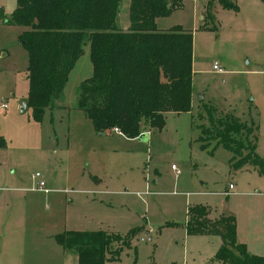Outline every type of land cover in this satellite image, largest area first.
Returning a JSON list of instances; mask_svg holds the SVG:
<instances>
[{
	"label": "rangeland",
	"instance_id": "rangeland-1",
	"mask_svg": "<svg viewBox=\"0 0 264 264\" xmlns=\"http://www.w3.org/2000/svg\"><path fill=\"white\" fill-rule=\"evenodd\" d=\"M231 1L237 11L223 9L216 0H184L182 9L158 21L160 30L181 25L193 35L194 97L190 112L168 115L161 130L151 131L143 125V132L151 131L148 141L143 139L121 147L112 136L103 135L89 152L62 151L60 163L50 137L53 132H67L68 128L71 133L72 125L74 132L83 130L76 124L83 113L75 109L78 87L92 75L89 45L86 42L83 45V54L58 100L66 107L65 112L57 114L59 119L52 126L48 118L37 123L31 108L20 112L28 92V56L20 41L24 28L6 24L17 2L0 0V137L5 143L0 148V220L4 222V235L23 231L27 236L26 244L14 256L2 249L0 243V264H77L75 252L65 254L53 241L33 245L30 232L40 227L42 230L53 204L60 205L64 215L69 200H80V204L86 197L111 203L113 215L109 218L99 215L97 230L118 235L138 231L126 249L122 242L113 243L112 249L118 252L108 256L115 258L108 264H222L214 258L220 246L218 237L187 236L184 230L188 210L204 206L228 214L236 209L235 202L242 198L229 201L222 194L229 183H234L239 192L250 189L264 192V187L252 186L257 179L255 174H239L230 168L232 154L228 150L213 144L201 149L197 142L198 126L208 125L203 110L206 104L218 111L214 116L229 114L253 124L258 135L256 150L264 153V6ZM120 8L118 25L124 27L127 0H123ZM207 13L212 17H206ZM214 62L219 63L223 72L212 70ZM3 104L7 105L6 110ZM83 171L103 181L100 188L103 194L80 193L88 187L72 182L55 184L52 188L63 192L50 194V201H44L41 194L28 192L35 185L31 177L36 173L46 183L48 176L54 180L64 172L70 178L76 175L79 180ZM10 177L15 183L10 182ZM12 193L19 199L10 200ZM23 196L28 200L35 197L36 208L21 203ZM258 204L262 206L260 211L264 210V198ZM219 217L215 212L209 215L210 219ZM148 238L150 242L146 241ZM250 244L247 249L250 254L264 256L263 233L251 236ZM233 251L236 253L238 249L235 247Z\"/></svg>",
	"mask_w": 264,
	"mask_h": 264
},
{
	"label": "trees",
	"instance_id": "trees-1",
	"mask_svg": "<svg viewBox=\"0 0 264 264\" xmlns=\"http://www.w3.org/2000/svg\"><path fill=\"white\" fill-rule=\"evenodd\" d=\"M264 2V0H262ZM7 25L24 28L20 41L27 52V107L37 123L60 96L69 74L89 45L92 75L78 87L76 108L98 134L116 129L129 139L142 138L143 125L161 130L166 113H187L192 103L193 35L177 25L159 31L156 20L183 7V0H127L126 25L120 27L123 0H16ZM237 11L231 0H216ZM127 8V7H126ZM210 10L208 9V12ZM212 17L210 13L206 17ZM208 125L198 126L201 149L213 144L228 150L230 168L256 169L264 176V160L255 152L257 129L204 104ZM201 115H198V119ZM5 143L0 137V148ZM187 235H216L221 239L215 259L222 264H264L236 240L232 216L209 218L204 206L188 210ZM136 230L126 235L64 232L54 236L64 250L77 255V264H108L113 243L128 248ZM233 246V247H232ZM238 249L236 253L233 248Z\"/></svg>",
	"mask_w": 264,
	"mask_h": 264
},
{
	"label": "crops",
	"instance_id": "crops-1",
	"mask_svg": "<svg viewBox=\"0 0 264 264\" xmlns=\"http://www.w3.org/2000/svg\"><path fill=\"white\" fill-rule=\"evenodd\" d=\"M236 1L237 0H234L235 3H237ZM239 1L241 2L245 1L258 8H262V6H264V4L261 3L260 0H239ZM159 19L156 20V26L158 24ZM157 29L159 31H166V30H160L158 26H157ZM193 97H194V91L192 93V101H193ZM59 98L60 96L54 101L51 108H48L45 110V113L43 115L42 121L45 120V118H48V122L50 126L54 125L58 121L59 117H57V114H59L60 112H65L66 110V107L62 103H59L58 101ZM75 110H79V109L76 108ZM79 111L82 112L81 110ZM170 114L175 115V113H166L164 115L165 119ZM67 115L70 117L69 113H67ZM60 117L63 118L62 115ZM42 121L40 123H42ZM76 124H78L79 128L83 130L74 132V127L71 124L73 128V130H71V133L69 132V128H68L67 132H64L61 134L57 132H53L51 134L50 139L52 138L53 140L52 145L57 150L56 154H57V157L59 158L60 163L62 162V151H64L65 153H68L69 151L72 152V150L81 149V150H85L86 152H89V150L92 149L94 143L96 144L98 143V137L100 136H103V135L112 136L115 144L121 147L122 146L128 147L129 146L128 144H131L133 142L140 143L141 141H143V139L148 141V135L153 130L151 129V131L143 132V134H145L144 137L135 138V139L126 138L119 132H115L113 130H110L109 132H105L103 134H98L95 132L90 120L87 119L84 113L81 118L79 117V121H77ZM255 152L259 157H261L264 160V153L259 152L258 149L256 150V147H255ZM236 172L239 174H242L243 172L255 174L257 176V179H254V184L252 186L253 187L254 186L264 187V176L259 175L256 169L246 168V169H242ZM31 178L32 180L36 182H35L34 187L30 188L28 192H32L35 194H41V196H44V201H50L51 199L50 194L60 193L62 191L60 188H52V187L55 184H62L63 182H65L66 185H68L70 182L75 183V184H85L88 187V189L80 192L83 194L97 195V194L104 193L102 190H100V188L103 186V181H101V179H99L97 175H94L91 172L86 174L83 171L82 176H80L79 180L76 179V175H73L72 178H70V175H68L66 172L60 173V176L58 178H55L56 180L55 179L52 180V178L48 176L47 182L46 183L44 182L45 183L44 189L46 191L38 190L37 180L34 179L33 176ZM10 182L15 183L14 179L11 177H10ZM47 184L50 185L49 189L46 188ZM229 184L233 185V193L225 197H227L229 201L235 197L242 198L235 202L236 204H238L237 208L232 211L229 210L228 214H220L211 209H208V208L207 209L209 210V215L215 212L219 216L234 217L235 224H236V240L238 243L245 245L246 249H248L249 247H251V244H250L251 236H255V233L264 234V210L260 211V208H262V206H259L258 204V203H261V199L264 198V192H259L257 189H254V190L250 189L247 192H239L236 190V185L234 183H229ZM227 189H228V186L226 187L225 191H227ZM12 191H16V190H12ZM72 191L74 190L72 189ZM9 198L10 200L17 199L18 195H16L15 193H12L9 196ZM34 198L35 197H33V199L30 198L28 200L27 196H23L20 202L26 205L27 207L30 206V207L36 208L34 204L35 203ZM69 201H70L69 204L66 205V208L64 210V215H62V210L59 208L60 205L57 207L55 206V204H53L54 206L48 209L49 216L46 217L47 223L42 226V230L40 227L37 230H32L30 232L32 233V237H33V240L31 241L33 245L43 244V243L46 244L47 241L49 242L53 241L54 242L53 244L56 245L58 248H60L63 253L68 254L69 252H73V251L64 250L61 246H59L54 239L55 235L61 234L64 232H69V231H73V232L99 231L97 230L99 229L98 228L99 222L97 221L98 216L102 214L104 217L109 218L111 215H113L111 211L110 201H106L104 199L86 197L83 199V201H81L80 204H79L80 200L75 201L76 203L72 202V200H69ZM51 202L53 203V200H51ZM31 204H34V205H31ZM78 205L80 207H78ZM23 212H25V206H24ZM3 226H4V222L1 219L0 220V243L2 245V249H6V251H9L10 256H14L13 254L15 252L20 251L21 248L24 247V245L26 244L27 236L25 235L23 231H22V234H20V232L18 231L8 232V235L6 236L3 234L4 233V229L2 228ZM184 231L186 232V229ZM103 232L107 234H116V232H113V231H103ZM197 236L198 237H209V236H216V235H197ZM216 237L220 239L219 236H216ZM220 246H221V239H220ZM251 255L260 256L257 253L251 254ZM261 257H264V256H261Z\"/></svg>",
	"mask_w": 264,
	"mask_h": 264
},
{
	"label": "built area",
	"instance_id": "built-area-1",
	"mask_svg": "<svg viewBox=\"0 0 264 264\" xmlns=\"http://www.w3.org/2000/svg\"><path fill=\"white\" fill-rule=\"evenodd\" d=\"M212 70H213L214 72H216V73H221V72H223V70H222V68L220 67V65H219L218 62H214V63L212 64ZM2 108H3V109H6V108H7V105H6V104H3V105H2ZM113 131L118 132L116 129H113ZM172 169H175V167L172 166ZM33 178L37 180V189H38V190H44V191H46V190L44 189V187H45V183H44V181L42 180L41 175H40L39 173H36V174L33 175ZM232 193H233V185H232V184H229V185H228V189H227V191H225V192L223 193V195H224V196H228V195H230V194H232ZM140 240H141V241H144L145 239L140 238ZM146 241H150V239L148 238V239H146Z\"/></svg>",
	"mask_w": 264,
	"mask_h": 264
},
{
	"label": "water",
	"instance_id": "water-1",
	"mask_svg": "<svg viewBox=\"0 0 264 264\" xmlns=\"http://www.w3.org/2000/svg\"><path fill=\"white\" fill-rule=\"evenodd\" d=\"M21 44L23 45V42H21ZM26 101L22 102L21 106H20V112H23L24 109L26 108ZM145 136V134H143Z\"/></svg>",
	"mask_w": 264,
	"mask_h": 264
}]
</instances>
